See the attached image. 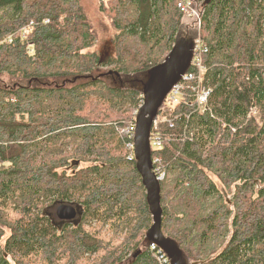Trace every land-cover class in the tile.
Instances as JSON below:
<instances>
[{"label": "trees", "instance_id": "trees-1", "mask_svg": "<svg viewBox=\"0 0 264 264\" xmlns=\"http://www.w3.org/2000/svg\"><path fill=\"white\" fill-rule=\"evenodd\" d=\"M194 2L200 32L176 0H0V264H156L122 130L149 70L199 33L206 110L189 83L152 130L162 230L187 264H264V0Z\"/></svg>", "mask_w": 264, "mask_h": 264}, {"label": "water", "instance_id": "water-1", "mask_svg": "<svg viewBox=\"0 0 264 264\" xmlns=\"http://www.w3.org/2000/svg\"><path fill=\"white\" fill-rule=\"evenodd\" d=\"M194 39L180 37L166 58L152 67L144 88L143 103L138 109L135 129V154L137 168L146 187L147 197L153 215V223L147 230V237L165 249L173 264H187L177 242L162 230L163 209L159 180L152 171L150 132L154 117L172 86L181 78L190 65ZM82 208L60 203L56 214L60 220H74Z\"/></svg>", "mask_w": 264, "mask_h": 264}, {"label": "built area", "instance_id": "built-area-1", "mask_svg": "<svg viewBox=\"0 0 264 264\" xmlns=\"http://www.w3.org/2000/svg\"><path fill=\"white\" fill-rule=\"evenodd\" d=\"M179 8L188 13L189 16L195 17L197 22L199 23V32L201 30L200 23L202 21V14L204 9L200 8L199 4H195L194 0H176ZM32 22L26 25L23 29V32H28L32 26ZM194 53L192 58V66L196 69L195 71L187 72L183 75L182 79L176 83L168 96V101L171 103L177 102L179 99V95L182 90L186 87L188 83H192V92L197 102L198 106L201 108V111L204 112L206 110V105L208 104V98L210 93L212 92V87L208 86L204 83L203 80V71L204 66L202 63L203 53L208 51V46L205 44L204 39L200 35V33L194 39ZM136 111H134V116L129 119L128 125L126 128H123L122 132H125L129 138L127 140V158L132 160L135 156V143H134V133L136 126ZM166 118L163 117L162 120ZM158 119L154 120V127L157 128ZM163 140L160 135L153 133L151 136V143L153 147H159L162 144ZM154 172L158 179H163L166 174V168L162 164L161 160L157 157L154 159ZM150 250L152 255L155 258L156 264H171V261L167 255V253L155 242H152L150 245Z\"/></svg>", "mask_w": 264, "mask_h": 264}, {"label": "rangeland", "instance_id": "rangeland-1", "mask_svg": "<svg viewBox=\"0 0 264 264\" xmlns=\"http://www.w3.org/2000/svg\"><path fill=\"white\" fill-rule=\"evenodd\" d=\"M26 26V25H25ZM194 46L195 45H193V48H192V52L194 53ZM169 54V53H168ZM166 58V57H165ZM191 65V64H190ZM142 104V103H141ZM140 104V105H141ZM140 105H139V107H140ZM139 107L136 109V110H134V111H136V112H138V109H139ZM134 111H133V113H134ZM133 113H132V115H133ZM214 180L216 181V182H218V184H219V186H220V188L221 189H223L224 188V186L222 185V183L219 181V179H218V177H216V176H214ZM56 207H57V205H54V206H51V209H52V212H53V215H51V216H54V218L58 221H60V219L58 218V216H57V214H56ZM54 208V209H53ZM79 214L77 215V217L74 219V220H72V222H75V221H77L78 219H79ZM53 218V217H52Z\"/></svg>", "mask_w": 264, "mask_h": 264}, {"label": "flooded vegetation", "instance_id": "flooded-vegetation-1", "mask_svg": "<svg viewBox=\"0 0 264 264\" xmlns=\"http://www.w3.org/2000/svg\"><path fill=\"white\" fill-rule=\"evenodd\" d=\"M64 221H68V220H64ZM70 221V220H69ZM63 222V220H60V223Z\"/></svg>", "mask_w": 264, "mask_h": 264}, {"label": "bare ground", "instance_id": "bare-ground-1", "mask_svg": "<svg viewBox=\"0 0 264 264\" xmlns=\"http://www.w3.org/2000/svg\"><path fill=\"white\" fill-rule=\"evenodd\" d=\"M72 205H73V204H72ZM75 206H76V205H75ZM78 214H81V213H77V215H78Z\"/></svg>", "mask_w": 264, "mask_h": 264}]
</instances>
